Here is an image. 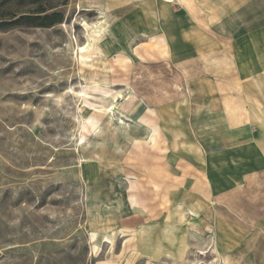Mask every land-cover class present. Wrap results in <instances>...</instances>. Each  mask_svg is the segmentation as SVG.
I'll return each instance as SVG.
<instances>
[{
	"label": "rangeland",
	"instance_id": "374dc122",
	"mask_svg": "<svg viewBox=\"0 0 264 264\" xmlns=\"http://www.w3.org/2000/svg\"><path fill=\"white\" fill-rule=\"evenodd\" d=\"M151 3L0 0V264H216L185 226L199 99L132 42Z\"/></svg>",
	"mask_w": 264,
	"mask_h": 264
},
{
	"label": "crops",
	"instance_id": "0c3cea01",
	"mask_svg": "<svg viewBox=\"0 0 264 264\" xmlns=\"http://www.w3.org/2000/svg\"><path fill=\"white\" fill-rule=\"evenodd\" d=\"M145 6L152 26L135 32L133 45H156L143 49L147 58L177 68L179 91L199 99L188 134L202 159L187 165L201 174L205 193L187 206L185 220L191 234L211 240L198 258L264 264V0Z\"/></svg>",
	"mask_w": 264,
	"mask_h": 264
},
{
	"label": "trees",
	"instance_id": "16d2710c",
	"mask_svg": "<svg viewBox=\"0 0 264 264\" xmlns=\"http://www.w3.org/2000/svg\"><path fill=\"white\" fill-rule=\"evenodd\" d=\"M40 14H44V11L39 12ZM26 18V20L32 21L33 27H43L47 28L53 26L54 24H58L62 21V16L59 13H52L50 15H43L40 17H21ZM33 18V19H30ZM24 20V19H20Z\"/></svg>",
	"mask_w": 264,
	"mask_h": 264
}]
</instances>
